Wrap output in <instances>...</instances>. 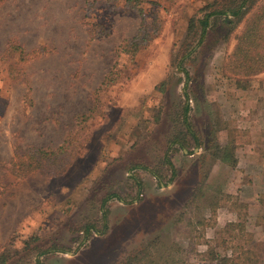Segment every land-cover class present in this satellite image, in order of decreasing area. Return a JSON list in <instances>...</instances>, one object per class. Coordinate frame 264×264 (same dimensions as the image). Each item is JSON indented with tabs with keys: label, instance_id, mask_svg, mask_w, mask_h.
<instances>
[{
	"label": "rangeland",
	"instance_id": "374dc122",
	"mask_svg": "<svg viewBox=\"0 0 264 264\" xmlns=\"http://www.w3.org/2000/svg\"><path fill=\"white\" fill-rule=\"evenodd\" d=\"M212 1L147 0L140 14L123 0H0L5 264H36L41 250L54 247L62 251L41 256L43 264H115L155 237L168 246L159 264H233L235 255L237 264H264V132L254 146L249 132L264 127V71L243 76L224 67L264 0L240 21L211 16L199 42V19ZM141 25L149 27L145 41L133 54L122 52ZM9 40L24 59L4 55ZM110 72L111 82L101 84ZM185 100L200 146L189 139L169 148L168 137L185 132ZM81 113L89 115L78 124ZM66 137L73 153L64 171L5 172L15 152L55 148ZM216 143L233 146L236 165L213 155ZM165 155L176 170L172 181ZM202 180L204 195L190 203ZM106 195L105 231L85 235L86 224L103 229Z\"/></svg>",
	"mask_w": 264,
	"mask_h": 264
},
{
	"label": "trees",
	"instance_id": "16d2710c",
	"mask_svg": "<svg viewBox=\"0 0 264 264\" xmlns=\"http://www.w3.org/2000/svg\"><path fill=\"white\" fill-rule=\"evenodd\" d=\"M147 0H123L124 4L129 5L131 8L137 9L140 14H143V3ZM217 1L213 0L212 2L207 3L204 7H212L211 11H207L202 18L199 19L201 26V33L199 42H202L207 33V26L209 24V19L211 16L217 14L228 13L237 20H242L246 12L255 4L256 0H241L236 4H229L226 7L218 5L214 6ZM192 18L189 20V26L192 27ZM227 21L233 22L230 17H226ZM148 26L141 25L137 34L130 39L125 45H120V50L124 53H134L138 50L140 45L145 41L146 34L148 33ZM190 31V30H189ZM41 50V49H40ZM17 51L21 59H24L27 55L24 52L22 46L17 43V41L9 40L6 44L4 50V55ZM225 70L235 75L250 76L258 74L264 71V2L260 4L255 11L246 19L244 27L241 32L236 36V42L234 50L226 59V65L224 66ZM178 69L182 71L186 79H189L188 70L179 63ZM112 72L107 74L101 84H108L112 80ZM187 85L183 88L184 95L188 99ZM98 101L95 106H98ZM91 109L90 111H93ZM189 104L188 102L184 103L182 120L185 128V132L178 131L175 135L168 137V147L172 144H178L181 148H184L189 143V139L193 140L197 146H200L199 137L194 130L190 120H189ZM88 114H77L76 119L78 124L85 121L88 117ZM71 140L67 137L64 139L63 143L60 146L55 148L50 147H26L22 150L23 156L18 152H15L13 156L9 157L4 163L6 166L5 172H9L17 177L24 176L28 174L33 169L44 166L49 171L62 172L66 168V165L69 163V160L73 153V148L70 146ZM219 149L218 151H216ZM220 150H224L225 153ZM233 146L227 145H218L216 143L215 151L213 155L221 159L223 162L228 163L231 166L236 165V158L233 155ZM165 160L171 168V177L169 181H172L176 175L175 167L172 162L165 155ZM206 181H200L197 186L194 188L192 195L189 198V202L193 203L195 200H198L201 196L204 195L203 188H206ZM108 196H104L101 200V211H102V222L103 229L100 231L94 223L86 224L83 229L85 235H87L92 229L95 232L103 233L106 229V210L104 204L108 200ZM168 246L160 241L159 238L155 237L151 240H148L144 243L141 249L136 250L132 253L126 254L122 259L115 262V264H159V260L164 258V252L167 251ZM51 251H62L58 247L54 248H45L39 252L36 257V264H43L40 259L41 256L49 254ZM249 252V251H248ZM167 254V253H166ZM9 253L3 251L0 253V264H5L9 260ZM250 258V257H248ZM241 259V255H235V258L232 260L233 264H237L238 260ZM228 260V259H227Z\"/></svg>",
	"mask_w": 264,
	"mask_h": 264
},
{
	"label": "crops",
	"instance_id": "0c3cea01",
	"mask_svg": "<svg viewBox=\"0 0 264 264\" xmlns=\"http://www.w3.org/2000/svg\"><path fill=\"white\" fill-rule=\"evenodd\" d=\"M258 130L264 132V127H263V125H261V124H259V125H255V124H253L252 126H249V132H250V134H251V136H252V137H251V146H252V145L254 146V145L259 144V138L257 137ZM234 149H235V148H234ZM238 149H239L240 151H242V150H243V147L239 146ZM249 149H251V148H249ZM250 151H251V150H250ZM242 152H243V151H242ZM244 152H246V150H244ZM233 155H234V157L236 158L235 153H234ZM220 161H222V160L220 159ZM236 161H237V158H236ZM222 162H223V161H222ZM224 163H226V162H224ZM226 164H228V163H226ZM208 182H209V183L213 182L210 176L208 177ZM194 186H195V184H194ZM192 188H193V187H192ZM191 191H192V190H191ZM190 194H191V193H190ZM189 197H190V196H189Z\"/></svg>",
	"mask_w": 264,
	"mask_h": 264
}]
</instances>
